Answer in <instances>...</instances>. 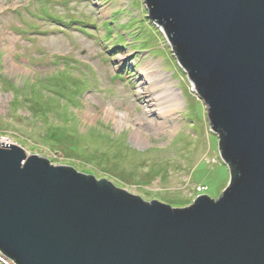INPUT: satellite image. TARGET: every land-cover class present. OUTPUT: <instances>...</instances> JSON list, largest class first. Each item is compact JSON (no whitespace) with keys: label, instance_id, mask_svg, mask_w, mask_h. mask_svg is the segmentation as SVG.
Listing matches in <instances>:
<instances>
[{"label":"water","instance_id":"water-1","mask_svg":"<svg viewBox=\"0 0 264 264\" xmlns=\"http://www.w3.org/2000/svg\"><path fill=\"white\" fill-rule=\"evenodd\" d=\"M145 7L236 175L171 207L0 141V251L17 264H264V0Z\"/></svg>","mask_w":264,"mask_h":264},{"label":"rangeland","instance_id":"rangeland-1","mask_svg":"<svg viewBox=\"0 0 264 264\" xmlns=\"http://www.w3.org/2000/svg\"><path fill=\"white\" fill-rule=\"evenodd\" d=\"M207 111L145 0H0V141L183 208L230 180Z\"/></svg>","mask_w":264,"mask_h":264},{"label":"bare ground","instance_id":"bare-ground-1","mask_svg":"<svg viewBox=\"0 0 264 264\" xmlns=\"http://www.w3.org/2000/svg\"><path fill=\"white\" fill-rule=\"evenodd\" d=\"M150 69L151 67H149L148 70H145L146 72L145 74H149L150 72H152V70ZM164 80H165V77H163L162 80H157L153 83V87L155 89L162 88L161 94H160V97H161L160 98L161 99L160 110L164 112L165 110H167L166 107L177 110L180 106L179 99L177 98V94L175 92L177 89H175L174 87L170 85L164 86ZM52 142L56 143V140H53ZM0 260H2V264H17L15 260H13L12 258L8 256Z\"/></svg>","mask_w":264,"mask_h":264},{"label":"trees","instance_id":"trees-1","mask_svg":"<svg viewBox=\"0 0 264 264\" xmlns=\"http://www.w3.org/2000/svg\"><path fill=\"white\" fill-rule=\"evenodd\" d=\"M173 53L177 56V52H176L175 49L173 50ZM177 57H178V56H177ZM178 58H179V57H178ZM218 136H219V137L221 136V132L218 133ZM229 167H230V171H231V172H230V173H231V177H234V176L236 175V170H235V168H232L231 166H229ZM232 169L235 170V171L232 172V171H233ZM116 187H117V186H116Z\"/></svg>","mask_w":264,"mask_h":264},{"label":"built area","instance_id":"built-area-1","mask_svg":"<svg viewBox=\"0 0 264 264\" xmlns=\"http://www.w3.org/2000/svg\"><path fill=\"white\" fill-rule=\"evenodd\" d=\"M206 186H203V185H198L195 187V191L196 192H203L204 190H206Z\"/></svg>","mask_w":264,"mask_h":264}]
</instances>
